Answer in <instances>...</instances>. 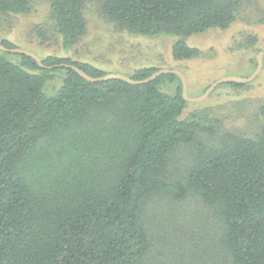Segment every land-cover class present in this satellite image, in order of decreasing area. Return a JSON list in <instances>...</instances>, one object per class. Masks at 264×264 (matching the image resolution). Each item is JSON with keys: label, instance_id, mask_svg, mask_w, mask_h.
Instances as JSON below:
<instances>
[{"label": "trees", "instance_id": "16d2710c", "mask_svg": "<svg viewBox=\"0 0 264 264\" xmlns=\"http://www.w3.org/2000/svg\"><path fill=\"white\" fill-rule=\"evenodd\" d=\"M85 1L49 0L63 49L86 32ZM239 4L102 0L101 7L130 34L180 37L171 48L178 60L201 54L182 37L226 29ZM31 10L32 0H0L3 14ZM40 58L44 66L0 50V264H150L144 212L157 193L212 208L231 264H264V102L256 133H219L200 115L180 118L187 101L174 73L143 84L91 82L71 68L47 66L73 64L93 77L107 72L68 57ZM156 69L128 75L144 79ZM59 70L61 83L48 94L45 82ZM174 80V93L162 89Z\"/></svg>", "mask_w": 264, "mask_h": 264}, {"label": "rangeland", "instance_id": "374dc122", "mask_svg": "<svg viewBox=\"0 0 264 264\" xmlns=\"http://www.w3.org/2000/svg\"><path fill=\"white\" fill-rule=\"evenodd\" d=\"M102 0H86L87 29L70 49H63L53 31L49 0H32L24 15L0 13V40L30 50L39 57L54 55L88 62L105 72L130 74L140 67L172 68L186 79L190 97L200 96L215 80L226 76L247 77L256 68V55L264 51V0H240L236 18L226 29L209 28L184 36V42L201 51L198 57L174 59L171 54L178 36L148 37L119 29L105 15ZM42 36V37H41ZM43 38V39H41ZM17 59L16 55H11ZM259 73L240 87L219 83L202 101H187L180 116L197 114L218 125V132L251 136L258 131V106L264 102V56ZM63 72L45 82L52 94ZM178 81H165L162 89L174 93ZM144 217L151 248L150 264H231L223 248L224 227L216 212L195 197L177 200L166 193L152 195Z\"/></svg>", "mask_w": 264, "mask_h": 264}, {"label": "water", "instance_id": "95a60500", "mask_svg": "<svg viewBox=\"0 0 264 264\" xmlns=\"http://www.w3.org/2000/svg\"><path fill=\"white\" fill-rule=\"evenodd\" d=\"M0 50L4 51V52H11V53H19V54H26L31 56L32 58H34L38 64L40 66H44V64L41 61V58L35 54L34 52L30 51V50H26L20 47H6L4 46L1 42H0ZM264 56V51H260L257 55H256V68L253 71L252 74H250L247 77H239V76H226V77H222L219 78L217 80H215L214 82H212L207 88L206 90L197 97H190L188 96L187 93V84H186V79L185 76L176 69H172V68H158L155 71H153L149 76H147L144 79H133L131 78L129 75L126 74H121V73H115V72H108L106 73L104 76H100V77H93L88 75L85 71H83L82 69H80L79 67L73 65V64H67V63H59V64H54L51 66H47L49 68H53V67H67V68H71L73 70H75L79 75H81L84 79L91 81V82H97V81H103V80H109L111 78H120L125 80L128 83H133V84H143V83H147L149 81L154 80L155 78H157L158 76L165 74V73H174L176 74L181 81V93L182 96L184 98L185 101H202L204 100L208 94L215 88V86H217L219 83H223V82H238V83H247L249 81H251L261 70L262 67V60L261 58Z\"/></svg>", "mask_w": 264, "mask_h": 264}]
</instances>
